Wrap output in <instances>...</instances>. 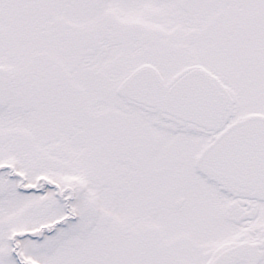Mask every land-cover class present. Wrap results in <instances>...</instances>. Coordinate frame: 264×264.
<instances>
[{"label":"snow or ice","instance_id":"obj_1","mask_svg":"<svg viewBox=\"0 0 264 264\" xmlns=\"http://www.w3.org/2000/svg\"><path fill=\"white\" fill-rule=\"evenodd\" d=\"M0 264H264V0H0Z\"/></svg>","mask_w":264,"mask_h":264}]
</instances>
